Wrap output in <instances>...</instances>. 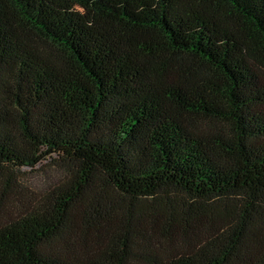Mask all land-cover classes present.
<instances>
[{
	"label": "trees",
	"instance_id": "1",
	"mask_svg": "<svg viewBox=\"0 0 264 264\" xmlns=\"http://www.w3.org/2000/svg\"><path fill=\"white\" fill-rule=\"evenodd\" d=\"M45 161L0 264H264V0H0V214Z\"/></svg>",
	"mask_w": 264,
	"mask_h": 264
},
{
	"label": "rangeland",
	"instance_id": "2",
	"mask_svg": "<svg viewBox=\"0 0 264 264\" xmlns=\"http://www.w3.org/2000/svg\"><path fill=\"white\" fill-rule=\"evenodd\" d=\"M16 178L19 179V186L14 189L13 194H9L10 199L4 198L10 184L5 185L3 190L2 199L5 203V209L0 214V226L7 222L10 217L15 216L20 210L21 203L29 202L32 204L44 192L59 184L64 178V171L45 161L34 168H21L20 172H17ZM3 185V180L0 179V189Z\"/></svg>",
	"mask_w": 264,
	"mask_h": 264
}]
</instances>
